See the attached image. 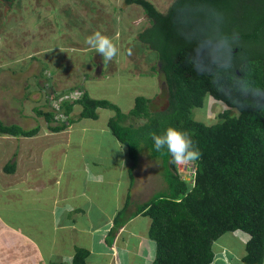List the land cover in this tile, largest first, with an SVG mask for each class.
I'll list each match as a JSON object with an SVG mask.
<instances>
[{"label":"trees","instance_id":"obj_1","mask_svg":"<svg viewBox=\"0 0 264 264\" xmlns=\"http://www.w3.org/2000/svg\"><path fill=\"white\" fill-rule=\"evenodd\" d=\"M124 3L140 6L148 17L150 25L136 39L156 52L167 88L165 107L155 109L152 98L136 96L125 112L83 87L79 98L63 99L58 109L34 106L35 114L59 131L73 122L75 106L79 118L89 119L109 108L114 114L108 127L131 158L144 149L160 159L164 189L129 215L128 195L112 231L137 214L149 217L148 236L156 245L151 264H264V0H173L165 12L150 0ZM77 89H64L56 98ZM209 98L227 106L211 124L192 117ZM168 127L188 131L202 153L191 162L192 182L166 149L153 148V134ZM38 128L0 121L2 134L32 136ZM236 231L248 235L244 254L238 259L215 252L214 243ZM88 254L76 249L72 264H85Z\"/></svg>","mask_w":264,"mask_h":264},{"label":"rangeland","instance_id":"obj_2","mask_svg":"<svg viewBox=\"0 0 264 264\" xmlns=\"http://www.w3.org/2000/svg\"><path fill=\"white\" fill-rule=\"evenodd\" d=\"M150 1L159 11L165 12L173 0ZM149 25L142 8L136 4H125L124 0H0V67L6 75L5 82L0 83L1 106L6 105L13 110V117L18 115L19 120L22 119L21 125L41 127L45 125V119L43 116L37 117L33 106L45 110L57 109L60 98L56 99L55 93L71 86H80V89L84 86V90L92 96L106 98L124 111L133 107L136 96L152 98L153 107L163 109L166 105L167 88L155 58L156 52L136 39L137 34ZM98 30L110 37L119 50L112 61L103 60L85 42L89 35ZM151 66H154L153 72ZM41 71L44 79L40 76ZM26 87L25 91L23 88ZM226 107L224 103L209 98L203 107L192 110V117L211 124ZM113 114L114 111L109 108H100L97 119H82L81 124L87 127L84 130H81L82 125H79V129L74 119L71 123V138L77 142L68 151L78 150L95 155V146L101 141L99 136L108 137L109 141L102 138L103 143H110L113 152L119 153L116 142H113L115 138L106 126L107 117ZM71 116L74 117L72 114ZM127 121L134 124L142 122L131 119ZM102 130L106 132L99 134ZM43 156L44 165L46 164L45 180L52 183L56 176L55 167L60 165V159H56L49 149ZM136 157L134 171H139V176L150 177L141 180V187L134 194L138 201L135 205L138 206L139 202L164 189L165 184L160 159L152 157L144 149ZM69 160L67 158L65 161ZM189 164L191 163L177 166L184 169ZM151 179L152 183L148 185L147 181L150 182ZM90 192L88 195H91ZM130 195L132 201L133 195ZM107 204L111 207L114 202L109 200ZM129 208L131 209V204ZM134 208L136 207L131 209V213L136 210L132 211ZM41 214L46 216V211ZM31 215L32 212H28V216ZM143 220L142 216H138L134 223L139 224ZM234 236L229 233L221 236L214 243L215 252L224 256L228 251L239 259L244 254L242 243L247 234L236 231ZM40 237L39 242L44 248L50 244L57 246L61 239L56 232L54 239L48 234ZM234 238H238L240 243ZM102 258L106 259V256Z\"/></svg>","mask_w":264,"mask_h":264},{"label":"crops","instance_id":"obj_3","mask_svg":"<svg viewBox=\"0 0 264 264\" xmlns=\"http://www.w3.org/2000/svg\"><path fill=\"white\" fill-rule=\"evenodd\" d=\"M0 70V83H3L6 75L1 67ZM79 109L75 106L71 114L84 130L87 127L81 124L82 119L89 118H79ZM12 111L0 103V121L17 122L24 130L33 128L34 125H21L22 119L18 115L13 117ZM110 117L106 119V126ZM46 123L37 125L39 128L32 136L0 133V264H72L78 248L89 251L85 264H151L156 245L148 236L149 217L137 214L112 232L114 218L128 195H133L132 209L138 202L134 194L139 191L141 180L147 178L134 171L137 157L131 158L128 148L114 136L119 153L113 152L110 143H103L104 138L109 141L108 137L99 136L101 141L95 146V155L78 150L70 152L68 148L75 147L77 142L71 138L72 122L59 131H51ZM46 147L60 159L52 183L45 180ZM147 183H152V179ZM109 200L114 202L111 207L107 204ZM131 209L128 207V215ZM44 211L46 216L41 214ZM28 212L32 215L28 216ZM138 216L144 219L139 224L134 223ZM55 232L58 238L61 236L58 245L44 248L39 242L40 235L48 234L54 239Z\"/></svg>","mask_w":264,"mask_h":264},{"label":"clouds","instance_id":"obj_4","mask_svg":"<svg viewBox=\"0 0 264 264\" xmlns=\"http://www.w3.org/2000/svg\"><path fill=\"white\" fill-rule=\"evenodd\" d=\"M85 42L95 53H99L103 60L112 61L119 51L112 39L99 30L89 35ZM152 140L156 152L166 149L172 160L178 164L194 162L202 155L190 133L175 127H168L162 134H153Z\"/></svg>","mask_w":264,"mask_h":264},{"label":"built area","instance_id":"obj_5","mask_svg":"<svg viewBox=\"0 0 264 264\" xmlns=\"http://www.w3.org/2000/svg\"><path fill=\"white\" fill-rule=\"evenodd\" d=\"M82 92L83 90L81 89H77V90H74L72 92H70L69 94H65V95H62L58 98H60V102L63 100V99H69L70 101H73L74 99H77L79 98L81 95H82ZM57 99V98H56ZM60 105L57 106V109L59 108ZM189 163V162H187ZM191 163V162H190ZM179 172L182 174V177L190 182H192L193 180V176H194V173H195V169H194V166L193 164H189V165H186V167L184 169H181V168H178Z\"/></svg>","mask_w":264,"mask_h":264}]
</instances>
